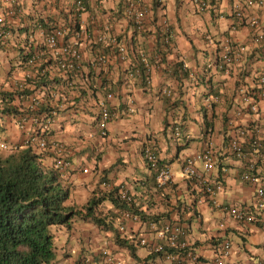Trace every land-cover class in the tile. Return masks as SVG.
<instances>
[{"label": "crops", "instance_id": "1", "mask_svg": "<svg viewBox=\"0 0 264 264\" xmlns=\"http://www.w3.org/2000/svg\"><path fill=\"white\" fill-rule=\"evenodd\" d=\"M144 1L150 5V15L144 30H137L129 21L127 0H105L104 3L86 0L85 9L77 16L78 26H84L81 34L70 33L59 39L60 42L77 41L82 51L80 66L68 76L57 69L45 38L53 26L66 23L67 16L69 19L73 15V0H17L13 23L5 40L0 39V90L18 92L28 88L27 93L15 95L13 102L17 106L42 104L56 109L53 116L45 118L42 113L39 119L26 118L22 127L19 118L4 116L0 121V141L7 147L4 152L0 147V153L6 154L10 146L23 143L28 133L44 132L47 147L37 149L44 165H54L57 154L53 142H61L67 151L70 166L62 174L70 184L66 203L83 211L82 206L96 189L107 192L111 186L123 185L132 196L130 204L144 216L140 222L124 220L125 229L120 230L119 212L125 207L112 203L109 207L107 202L111 201L106 198L99 206L106 217V226H97L78 216L69 229L53 225L55 256L50 264H76L84 256L95 258L100 247L110 249L122 264H162L159 254L151 253L146 245L138 242L143 236H152L146 224L149 217L182 223L181 239L198 257L197 261L186 260L185 264H214L216 248L225 238L230 240L232 248L226 264H232L233 252L235 262L264 260L263 227L255 222L228 218L217 204L201 197L200 188L192 179L183 182L186 185L183 189L172 181L159 185L154 170L142 156V150L149 147L170 169L173 164L182 167L183 159L203 149L210 139L216 152L212 177L219 176L222 188H227L226 182L234 179L238 184L242 182L244 189L232 198L221 196L219 190L215 200L219 204H245L256 211L255 196L251 194L255 185L243 180L241 174L248 168V161H255L252 171L264 184V171H261L264 148H259L257 154L247 146L244 158L230 153L227 144L235 128L228 124L227 118L233 114L236 101L254 87L257 73L264 68V37L258 43H249V28L239 26L235 37L239 42L248 43L249 51L227 70H217L214 61L232 21L226 2L221 4L220 11L198 13L190 0ZM5 5V0H0V9ZM84 12L90 14L87 19ZM260 15L264 16V12ZM163 17L167 19L165 25L161 23ZM41 20H48L50 26L40 24ZM260 22L264 31V20ZM101 34L107 35L110 42L113 37L124 40L136 52L144 51L150 61L148 78L130 76V68L137 63L135 52L122 60L110 42L98 39ZM28 49L37 52V67L24 60L23 54ZM99 54L107 55L108 62L93 63ZM189 62L191 67L187 66ZM37 68L46 73L47 80L60 77L63 82L37 85L33 79L38 75ZM226 73L228 79H222ZM63 77H68V81ZM165 87L170 89V95L163 93ZM101 97L112 112L105 135L99 134L96 122ZM262 102L264 99L260 100L257 113L238 116L235 126L258 129L256 132L264 141ZM129 106H133L132 111L128 110ZM256 115L260 116L259 120L254 119ZM158 124L163 131L157 130ZM83 167L87 171H82ZM214 170H218V175ZM249 200L253 203L249 204ZM259 212L264 216V208ZM204 213L211 217L207 222ZM220 221H225L223 228L218 225ZM115 232L134 247L118 245L114 241ZM201 236L205 239L201 240ZM250 248L257 249L259 254L254 256ZM142 249L149 255L142 258L139 255ZM243 256L249 259L245 261Z\"/></svg>", "mask_w": 264, "mask_h": 264}, {"label": "built area", "instance_id": "2", "mask_svg": "<svg viewBox=\"0 0 264 264\" xmlns=\"http://www.w3.org/2000/svg\"><path fill=\"white\" fill-rule=\"evenodd\" d=\"M6 5L0 9V39L4 40L5 35L8 33L9 26L13 23L14 16H16V0H5ZM193 8L196 12H208V11H220L221 4L226 2L232 15V21L229 26V34L224 36L221 42V50L219 55L214 61V67L217 70H227L230 65L235 64L240 60L242 55L245 53L242 51L243 48H248V43L237 41L234 32L239 26H247L250 30L249 32V43L260 42L264 35L261 27L260 19L257 18L256 22L250 23L249 17L253 15L249 13L250 6L245 0H240V4L237 5L236 0H190ZM253 2L261 3L264 5V0H253ZM75 11L78 13L83 11L85 8L84 0H74ZM150 5H148L144 0H127L126 2V12L129 17V21L132 22L133 27L137 30H144L145 20L150 15ZM143 13V15H141ZM162 24H167L166 17L161 18ZM259 28V31L257 29ZM70 28L68 26H58L52 28L50 32L46 35L45 41L47 47L52 52L55 65L59 71L63 74L71 70L77 69L82 61V51L78 46L77 41H62L60 38L65 37ZM82 32L81 27L75 33V36H79ZM100 41H105L109 43L107 35H100L98 37ZM112 42H110L117 51L118 56L122 60H127L130 53L135 52L137 55L134 65L129 70L130 76L142 75V71L145 70L146 73L150 70V61L145 63V57H147L144 51L136 52L130 45H128L124 40H116L111 37ZM29 50V49H28ZM27 63L31 66L37 67L38 55L37 52L26 51L25 53ZM109 57L105 54H99L93 59V63L104 64L107 63ZM182 69L184 67L182 66ZM148 78V77H147ZM146 78V79H147ZM163 93L170 95L171 91L169 88H163ZM110 95V93H108ZM35 103L36 98H33ZM264 99V68H262L256 75V84L251 90H248L243 97H240L239 103L233 108V114L227 118L228 124L235 128L232 134L229 136L227 148L230 153L238 158H244L246 156V147L250 146L253 150H257L261 147L264 148V141L260 135L256 132L258 129H252L246 126H235L237 117L243 115L244 113L253 112L257 113L259 111V102ZM246 101H252L247 104V107H243ZM133 106H129L128 110L132 111ZM256 111H253V109ZM112 112L106 103L100 104L97 125L99 128V133L104 135L107 131L108 122L110 121ZM20 127L23 126L21 122ZM26 142L36 145L38 148L47 147V138L40 132L28 133L26 136ZM54 150L56 152V157L54 158V165L63 169L65 165H70L69 159L66 160V148L61 142H53ZM0 147L6 148L7 144L4 141H0ZM142 156L149 165L151 169L154 170L156 181L158 182L159 177H166L170 175V167L168 164L161 162L158 156L150 149L146 147L142 151ZM201 160V162L208 161L213 165L212 169L207 171H202L196 167V161ZM216 165V152L212 145V140H208L203 149L196 151L190 155H187L182 162V169L187 171L190 175V179L200 188L201 197L206 198V200L211 201L218 205V207L224 212V214L231 219L240 222H255L264 228V216L256 211L251 210L245 204H219L215 200L216 193L222 188L223 183L219 176L212 177V170ZM248 168L242 172L241 178L243 180L249 181L255 185L256 188L260 187L254 183L258 178L254 174L252 169H254V163L252 161L247 162ZM86 170V168H84ZM171 179L166 180L164 184H167ZM163 184V185H164ZM159 185H161L159 183ZM119 196L127 202L132 201L131 195L128 193L125 186L121 185L118 188ZM264 187H261V191H256L254 205L256 203L264 204ZM120 225L119 229H125L124 220L131 221H141V216L131 210L130 208L120 209ZM147 227L149 231L152 232L151 237L143 236L139 239V243L146 245L151 252L158 253L163 260L162 264H185L186 260L195 262L198 260L197 255L190 249L184 250L186 244L182 241L181 236L184 234V229L182 223L178 220H172L167 218H152L146 220ZM218 225L223 228L225 226V221H220ZM163 231L165 233L164 237H159L158 233ZM231 242L229 239H223L221 243L216 248V257L214 259V264H226L225 257H228L231 253ZM98 258L85 257L84 260L78 264H122L121 259L114 256L107 247H100ZM255 261V260H254ZM254 261L249 262L253 264ZM259 264H264V260H258ZM235 264H241L236 262Z\"/></svg>", "mask_w": 264, "mask_h": 264}, {"label": "trees", "instance_id": "3", "mask_svg": "<svg viewBox=\"0 0 264 264\" xmlns=\"http://www.w3.org/2000/svg\"><path fill=\"white\" fill-rule=\"evenodd\" d=\"M84 3L86 4V0ZM72 4L73 15L68 19L66 12V23L53 26V28L68 26L70 31L67 35L70 33L75 35L80 28L77 21L78 12L74 10V0ZM15 6L17 12V0ZM41 21L43 22L40 24L43 25L51 24L48 20ZM130 23L132 24L131 21ZM23 57L27 62L26 57ZM45 74L38 73L33 78L36 79L34 82L37 85L63 82L60 77L47 80ZM141 76L142 79H146L148 73L143 70ZM65 78L68 77H63ZM27 91L28 88L18 92L0 90V121L4 116H11L19 118L20 124L29 117L39 119L42 113L45 118L53 115L51 110L55 108H45L42 104L27 108L17 106L13 102L15 95L27 93ZM41 155L36 145L26 142V139L23 143L10 146L8 153H0V264H50L55 256L51 227L60 224L69 229L73 225L74 217L77 216L89 219L97 226H106V217L99 211L101 201L106 198L113 205L130 208L144 218L133 204L119 196L117 186H111L106 190L107 192L96 189L82 206L83 211L74 204L66 203L70 195V184L65 182L62 174L70 165H65L63 169L55 165H44ZM65 158L68 160L67 156ZM99 183L101 184L102 180H99ZM114 236V241L118 245L134 247L131 244L127 245L119 233L115 232ZM186 249L187 247L184 248ZM99 253L98 251L95 258H98ZM85 257L93 258L84 256L76 264ZM240 263L249 264V262Z\"/></svg>", "mask_w": 264, "mask_h": 264}, {"label": "clouds", "instance_id": "4", "mask_svg": "<svg viewBox=\"0 0 264 264\" xmlns=\"http://www.w3.org/2000/svg\"><path fill=\"white\" fill-rule=\"evenodd\" d=\"M101 2L104 3L105 0H101ZM117 2H118V0H117ZM173 2H174V0H173ZM245 2L249 4V6H250V8H251V12H252V14H253V15H251V16L249 17V21H250V23H253V24H254V23L256 22V19H257V18H259V19H261V20H264V16H261V15H260L261 12H264V5H262L261 3L253 2V0H245ZM236 3H237V5H239V4H240V0H236ZM89 15H90V14H89L88 12H84V17H85V19H87V17H88ZM141 15H143V13H141ZM81 27H84V26L82 25ZM257 31H259V28L257 29ZM49 32H50V31H49ZM213 32H215V29H213ZM260 34H261V35H264V32H261ZM63 38H64V37H63ZM4 40H5V38H4ZM4 40H3V41H4ZM46 45H47V44H46ZM81 47H83V45H81ZM29 50H30V49H29ZM29 50H27V51H29ZM242 51H244V52H248V51H249V48L245 47V48L242 49ZM25 53H26V51L24 52L23 56H25ZM25 57H26V56H25ZM37 61H38V60H37ZM144 62H145V63L148 62V57H145ZM187 66H188V67H191V63L189 62V63L187 64ZM230 67H231V65H230ZM238 67H239V65H238ZM40 68H42V66H40ZM37 70H38V71H37L38 73L42 74L39 68H37ZM72 71H73V70H71V72H72ZM59 72L62 73L61 71H59ZM62 74H63V73H62ZM68 74H69V72L64 73V75H67V76H68ZM221 78H222V79H228V74H227V73L224 74V76H222ZM65 80L68 81V78H65ZM221 92H222V94H223V89L221 90ZM35 98H36V97H35ZM109 99H111V97H109ZM173 99H175V97H173ZM33 100H34V99H33ZM36 100H37V98H36ZM34 102H35V100H34ZM236 102L239 103V100H237ZM251 102H252V101H246V102L243 104V107H247V104H248V103H251ZM37 103H38V101L36 102V104H37ZM100 103H101V104L104 103V99H103V97H101V99H100ZM262 103H264V102H262ZM117 107H119L118 104H117ZM99 108H100V107H99ZM109 108H110V107H109ZM54 111H55V109H52V110H51V114L54 115ZM253 111H256V109L254 108ZM98 112H99V111H98ZM218 114H219V113H218ZM53 115H52V116H53ZM111 118H112V116H111ZM97 119H98V114H97L96 122H97ZM254 119L259 120V119H260V116H259V115H256V116L254 117ZM110 120H111V119H110ZM244 123H247V120H245ZM97 126H98V125H97ZM156 127H157V130H158V131H163L162 127H161L159 124H158ZM98 129H99V128H98ZM34 132H39V131H34ZM41 134L44 135V132L41 133ZM99 134H100V133H99ZM105 134H106V133H105ZM105 134H104V135H105ZM44 136H45V135H44ZM36 148L42 150V148H38L37 146H36ZM44 149H45V148H44ZM142 151H143V150H142ZM164 151H166V149H164ZM256 151H257V154H258V153H259V149H257ZM162 158H163V157H162ZM253 162H255V161H253ZM196 167L200 168L202 171H207L208 169H212V168H213V165H212L211 163H209L208 161L201 162V160H197V161H196ZM84 168H86V167H83V168H82V171H87V168H86V170H84ZM214 171H215L216 174L218 175V170H214ZM261 171H264V169H261ZM190 178H191V177H190L189 173H188L187 171L183 170L182 167H181L180 165L173 164V165H172V168H171V170H170V175H169V176H166V177H159V178H158V183H160L161 185H163V184L166 182V180L171 179V181H172L173 184H178L179 187L183 189V188L186 187V185H185L183 182H184L185 180H187V179H190ZM226 183H227L228 187H227V188H221V189H220V194H221V196H226V197H228V198H232V197L236 194V192H241V193H243L244 189H243V186H242V182H241V184H238L236 180H234V179H229ZM254 183H255L256 185H259L260 187L256 188V190L253 191V192L251 193L253 196H255L256 191H261V187H264V184H262V182H261L259 179L255 180ZM117 187L119 188V186H117ZM261 194L264 195V192H262ZM131 197H132V196H131ZM131 202H132V201H131ZM131 202H130V203H131ZM173 202H175V201H173ZM189 202H190V201H189ZM222 202H223V201H221V203H222ZM252 203H253V201H252V200H249V204H252ZM109 207H112V205L110 204ZM254 207L256 208L257 212H259L262 208H264V204L256 203V204L254 205ZM162 210H163V209H162ZM204 217H205V222H207L209 219H211V217H210V215H209L208 213H204ZM158 236H159V237H164V236H165V233H164L163 231H161V232L158 233ZM200 239H201V240H204L205 237L201 236ZM109 250H110V249H109ZM249 250L253 252V255H254V256L259 254L257 249L250 248ZM110 251H111V250H110ZM111 253L114 254L112 251H111ZM139 255L143 258V257L149 255V253H148L147 251H145V250L142 249V250L139 252ZM114 256H116V255L114 254ZM116 257H117V256H116ZM242 258H243L245 261H247V260L249 259L247 256H243ZM225 259H227V257H225ZM235 261H236V253L233 252V254H232V264H235ZM253 264H259V261H258V260H255V261L253 262Z\"/></svg>", "mask_w": 264, "mask_h": 264}, {"label": "rangeland", "instance_id": "5", "mask_svg": "<svg viewBox=\"0 0 264 264\" xmlns=\"http://www.w3.org/2000/svg\"><path fill=\"white\" fill-rule=\"evenodd\" d=\"M0 149H1V148H0ZM5 149H6V148H3L2 152H4V151H5ZM107 203L111 204V202H107Z\"/></svg>", "mask_w": 264, "mask_h": 264}]
</instances>
